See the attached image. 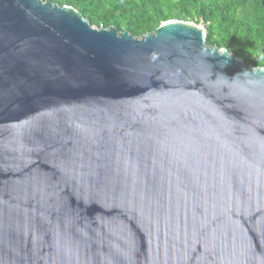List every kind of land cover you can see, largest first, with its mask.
Wrapping results in <instances>:
<instances>
[{
    "label": "water",
    "instance_id": "95a60500",
    "mask_svg": "<svg viewBox=\"0 0 264 264\" xmlns=\"http://www.w3.org/2000/svg\"><path fill=\"white\" fill-rule=\"evenodd\" d=\"M206 39L0 0V264H264V68Z\"/></svg>",
    "mask_w": 264,
    "mask_h": 264
},
{
    "label": "trees",
    "instance_id": "16d2710c",
    "mask_svg": "<svg viewBox=\"0 0 264 264\" xmlns=\"http://www.w3.org/2000/svg\"><path fill=\"white\" fill-rule=\"evenodd\" d=\"M47 1V0H43ZM77 10L91 26L140 38L170 20L203 25L207 45L264 68V0H49Z\"/></svg>",
    "mask_w": 264,
    "mask_h": 264
},
{
    "label": "clouds",
    "instance_id": "9594fccd",
    "mask_svg": "<svg viewBox=\"0 0 264 264\" xmlns=\"http://www.w3.org/2000/svg\"><path fill=\"white\" fill-rule=\"evenodd\" d=\"M261 59H264V55L261 56Z\"/></svg>",
    "mask_w": 264,
    "mask_h": 264
},
{
    "label": "rangeland",
    "instance_id": "374dc122",
    "mask_svg": "<svg viewBox=\"0 0 264 264\" xmlns=\"http://www.w3.org/2000/svg\"><path fill=\"white\" fill-rule=\"evenodd\" d=\"M201 25V24H200ZM201 26H203V25H201Z\"/></svg>",
    "mask_w": 264,
    "mask_h": 264
}]
</instances>
